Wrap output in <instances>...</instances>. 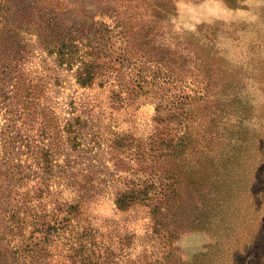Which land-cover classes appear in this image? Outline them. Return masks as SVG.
Here are the masks:
<instances>
[{
    "label": "rangeland",
    "instance_id": "rangeland-1",
    "mask_svg": "<svg viewBox=\"0 0 264 264\" xmlns=\"http://www.w3.org/2000/svg\"><path fill=\"white\" fill-rule=\"evenodd\" d=\"M50 1L53 6L46 0H11V10L0 14V27L6 28L0 42L12 43L0 50V59L12 49L7 52L8 62L17 67L0 84L1 153L6 164L19 172L18 188L42 185L45 174L37 162L48 152L55 175L50 182L54 194L47 200L50 208L53 201L75 198V181L82 174L94 176L86 197L85 223L94 228L93 241L104 264H150L169 254L180 263L192 262L216 242V236L203 230L176 237L165 230L157 232L152 207L138 202L122 210L115 196L132 180L140 186L146 181L142 169L146 164H139L134 149L154 133L158 102L166 104L171 94L203 91L204 73L190 69L186 77L192 75L196 81L181 84L169 80L165 70L159 71L160 64L151 62L143 73L148 81L143 93L128 92L111 73L99 76L92 86H82L76 78L78 65L58 61L54 47L63 39L69 44H102L105 58H116L122 38L116 29L114 34L109 31L115 20L138 23L135 30L146 23L149 35L138 41L149 42L148 54L158 53L161 59L166 50L177 53L178 63L185 64L188 58L186 70L201 59L227 81L209 86L214 98L232 103L218 107L233 117L243 115V125L257 130L264 123V0ZM19 49L23 55L13 62ZM23 85L30 87L28 97ZM236 119L231 126L239 122ZM225 122L220 125L225 127ZM70 125L82 128L78 141L73 140ZM223 132L215 144L231 148ZM123 135L134 142L130 148L116 147L114 139ZM67 241L61 236L51 242L48 264H70L65 258Z\"/></svg>",
    "mask_w": 264,
    "mask_h": 264
},
{
    "label": "trees",
    "instance_id": "trees-1",
    "mask_svg": "<svg viewBox=\"0 0 264 264\" xmlns=\"http://www.w3.org/2000/svg\"><path fill=\"white\" fill-rule=\"evenodd\" d=\"M11 8V0H0V14ZM137 26L117 18L114 28L109 29L113 34L116 29L122 38L121 53L116 58H105L102 44H69L63 39L54 47L58 61L78 65L76 78L82 86H92L99 76L111 73L128 92L143 93L148 83L143 73L151 62L160 64L159 71L165 70L169 80L181 84L189 79L196 81L192 75L186 77L190 69L204 73L203 91L171 94L166 104L158 102L154 133L134 149L139 164H146L142 168L146 181L140 186L132 180L124 190L116 192L118 208L125 210L138 202L152 207L156 231L165 230L170 237L193 230L216 236V242L188 264H264V123L251 130L243 125V115L224 113L218 106L230 107L232 103H222L220 96L214 98L209 86L225 84V78L213 74L201 59L186 70L188 58L185 64L178 63L177 53L165 49L167 55L161 59L158 53L148 54L152 51L149 42L138 41L148 37L147 25L135 30ZM5 29L0 27V37ZM10 45L0 42V50ZM12 51L7 49L0 59V84L17 69L8 62ZM22 55L19 49L11 60L18 62ZM22 90L26 97L31 94L30 87L23 85ZM236 118L239 122L231 126L230 121ZM224 119L225 127L220 125ZM80 129L70 125L74 141L80 139ZM222 132L225 144L231 148L215 144L221 140ZM114 143L119 149L134 144L127 135L114 139ZM1 151L0 143V264H48L51 242L61 236L68 239L65 258L70 264H104L93 241L94 228L85 223L86 197L94 176L82 174L75 181V198L65 203L53 201L50 208L47 200L54 194L50 182L55 175L49 153L37 162L45 174L42 185L39 182L38 187L20 189L16 184L19 172L6 164ZM211 153L215 154L210 156ZM172 257L169 254L150 264H186ZM249 257L252 259L248 262Z\"/></svg>",
    "mask_w": 264,
    "mask_h": 264
}]
</instances>
